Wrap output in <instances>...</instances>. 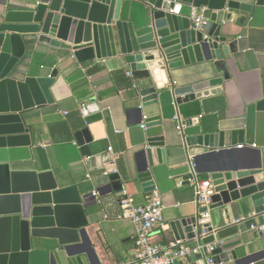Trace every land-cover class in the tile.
Wrapping results in <instances>:
<instances>
[{
    "label": "crops",
    "instance_id": "obj_1",
    "mask_svg": "<svg viewBox=\"0 0 264 264\" xmlns=\"http://www.w3.org/2000/svg\"><path fill=\"white\" fill-rule=\"evenodd\" d=\"M10 2L24 5L20 0ZM122 7V19L138 25L137 15L145 8L141 0H124ZM189 10L190 7H183L187 17ZM226 16V10L219 13L218 22L223 24L221 34L235 42L236 52L229 59L192 64L171 71L169 77L164 72L152 74L146 80L128 77L126 72L130 69L119 55L79 63L72 52L31 42L32 37L28 35H9L3 53L4 68L20 69L33 77H48L53 70L57 71L48 91L50 102L21 113L32 142L28 152L30 160L23 162L25 168L52 170L62 185L77 184L81 193L92 192L96 196L85 210L88 225L82 248L68 254L55 240H46L41 250L49 253L37 254L32 264L132 261L135 230L128 220L118 218L123 213L124 194L137 205L145 203L153 192L162 199L163 225L156 228L154 242L168 245L180 241L189 246L198 243L196 238L186 239L180 223L184 218L195 216L198 207L190 185L183 182L187 174L186 154L174 149L179 144L174 116L180 115L183 121L194 118L195 124L199 122L206 129H213L217 124L227 133L242 129L243 147H236L234 154L238 163L251 164L256 151H264V111L256 109L264 98V19L248 16L241 24L240 17L231 15L227 19ZM216 64L221 66L217 68ZM214 74L227 75L222 93L174 104L169 93L173 86L194 84ZM142 87H154L157 100L156 103L149 101L140 109L137 92ZM144 117L149 121L142 128ZM83 131L91 138L86 145L89 155L81 153L75 137ZM155 135L163 137L166 154L162 161L155 155L153 167H145L146 159L141 152L146 138ZM114 168L116 173H112ZM104 172L108 175L104 176ZM142 172L150 174L147 183L139 179ZM112 174L119 176L121 191L106 189L111 185ZM198 175L201 179H210L205 174ZM144 186L155 189L147 193ZM102 189L103 194L99 195L98 190ZM208 218L212 232L201 231L205 233L202 238L214 237L208 244L224 242V251H234L242 264H264V233L249 229L251 223L264 221V215L256 216L250 205L231 203L209 212ZM241 218L242 221L233 223Z\"/></svg>",
    "mask_w": 264,
    "mask_h": 264
},
{
    "label": "water",
    "instance_id": "obj_2",
    "mask_svg": "<svg viewBox=\"0 0 264 264\" xmlns=\"http://www.w3.org/2000/svg\"><path fill=\"white\" fill-rule=\"evenodd\" d=\"M20 1L23 6L0 1V264H32L37 254L49 253L41 250L46 240H55L68 254L76 253L85 242V210L96 197L92 192L81 193L77 184L62 185L52 170L25 168L23 162L30 160L32 142L21 113L50 102L48 91L57 71L48 77H33L20 69L4 68L9 35H28L31 42L72 52L79 63L119 55L132 78L146 80L152 74L164 72L169 77L171 71L182 67L229 59L236 47L221 34L223 24L218 22V14L224 10L227 19L240 17L241 24L248 16L264 19V0H141L145 8L137 15L138 25L122 19L124 0ZM184 6L212 11L202 31L191 28ZM225 79L226 74H214L194 84L173 86L169 93L176 105L219 95ZM137 96L140 109L157 100L154 87H142ZM256 109L264 111V98ZM194 121L188 118L181 122L179 144L174 149L194 156L197 173L212 181L215 194L209 212L238 203L250 205L256 216L264 215V151L257 150L251 164L238 163L234 154L244 141L242 129L227 133L219 124L206 129ZM75 135L81 153L89 155L88 132ZM144 145L141 155L146 159L145 167H153L155 155L162 161L166 154L162 136H148ZM189 178L186 174L183 182L189 185ZM139 179L147 183L150 174L142 172ZM109 180L111 185L106 189H123L117 174ZM154 189L144 186L147 193ZM103 190H98L99 195ZM206 211L199 208L195 216L180 221L187 240L196 238L202 244L214 241L212 235L200 237L201 231L212 232L209 218L201 217ZM212 256L216 264H242L234 251L222 247ZM200 259V255L190 254L186 263L173 264H200Z\"/></svg>",
    "mask_w": 264,
    "mask_h": 264
},
{
    "label": "built area",
    "instance_id": "obj_3",
    "mask_svg": "<svg viewBox=\"0 0 264 264\" xmlns=\"http://www.w3.org/2000/svg\"><path fill=\"white\" fill-rule=\"evenodd\" d=\"M211 13L212 11L207 7L196 8L191 6L188 14L191 28L195 31H202ZM126 75L131 77V72H126ZM63 114L66 115L65 112ZM146 119L144 117L142 120V128H145ZM173 120L175 122V130L180 135L183 119L180 115H176ZM242 147V145L238 146V148ZM252 147L255 148L254 145ZM185 164L187 174L190 176L188 182L193 192L194 204L198 209L207 208V211L201 214V217L208 218V207L212 204L211 198L215 194V187L210 179H201L199 177L194 156L187 154ZM116 172L114 168L112 173ZM103 175L107 176L108 172H104ZM121 205L123 206V213L118 218L128 220L135 230L133 260L123 264H173L175 261H185L190 254L200 255V264H216L213 260L212 252L216 248L222 247L224 242L213 244L197 243L194 246H189L180 241L168 245L154 242L153 236L156 228L163 225L164 209L162 199L156 193L149 194L145 203L141 205L134 204L133 199L129 195L124 194ZM240 221H242V218L234 220L233 223ZM249 229L257 233H264V221L251 223ZM203 236H205L204 232L200 234L201 238Z\"/></svg>",
    "mask_w": 264,
    "mask_h": 264
}]
</instances>
